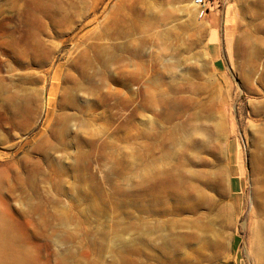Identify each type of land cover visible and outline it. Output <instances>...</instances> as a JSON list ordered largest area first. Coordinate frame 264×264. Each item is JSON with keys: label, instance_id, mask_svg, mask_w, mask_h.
I'll use <instances>...</instances> for the list:
<instances>
[{"label": "rangeland", "instance_id": "obj_1", "mask_svg": "<svg viewBox=\"0 0 264 264\" xmlns=\"http://www.w3.org/2000/svg\"><path fill=\"white\" fill-rule=\"evenodd\" d=\"M161 130L179 141L148 166L212 177V208L129 207ZM0 171V264L8 246L27 264H264V0H215L203 18L191 0H0ZM219 207L218 245L189 238L202 230L184 219Z\"/></svg>", "mask_w": 264, "mask_h": 264}, {"label": "bare ground", "instance_id": "obj_2", "mask_svg": "<svg viewBox=\"0 0 264 264\" xmlns=\"http://www.w3.org/2000/svg\"><path fill=\"white\" fill-rule=\"evenodd\" d=\"M104 63H105V61H104ZM109 65H111V64H109ZM109 67H111V66H109ZM64 92H66V91H64ZM181 100H183V99H181ZM180 102H182V101H180ZM172 114H173V112L169 111L168 113L162 114V116L169 118V117H171ZM155 127H156V124H155ZM158 127H159V125H158ZM158 127H156V128L158 129ZM66 129L67 128H65V130ZM176 134L177 133H175V130H173V131H171V130H169V131H163V130L154 131V132L149 134V137L152 139V142L150 143V145H148V150H150L151 152L149 154L139 156V158L141 160L136 164L137 168L135 169V170H139V171L140 170L146 171L147 176L142 178L136 184L134 183L135 184L134 186H138V187H140V189L138 191H136L131 196L132 201L130 202L129 207H133V208L140 209L143 211L145 210V211H149V212H157V213H162V214L171 213L172 211L197 212V209L202 204H206V205L210 206V208L213 207V205H214L213 200H212L211 196L206 194L204 187H203V186L213 187V178L212 177L202 176V174L200 175V173H198L196 171L187 170V169L182 167V164H179L177 166H170L169 168H166L164 166L159 167L156 165H154L153 167L148 166L149 161L150 162H156L158 159V157L155 156V150H157V147L160 146L159 148L161 150H163L168 145V144H166L167 141H171L174 144L178 143L179 140H178V137L176 136ZM157 145H159V146H157ZM145 148H147V147H145ZM62 149L65 151V157H67V155H69L68 154V142L64 138L62 139ZM162 157L163 156H161V158ZM44 159L48 162L51 161V158L48 155H45ZM68 169H69V166L64 165V166H60L59 170H57V172H60L61 184L63 187L62 192L65 195H67L69 193V190H70L69 182L64 177V175L67 174ZM2 177H3V172L0 171V185H1L2 180H3ZM27 179H28L29 186L32 187L33 190H35V194H39V185H38L39 178L37 176V173H35L32 170H29L28 174H27ZM58 181H60V180H58ZM147 181H149L150 184H148ZM85 192H86L87 196L89 197L90 196L88 194L89 191H85ZM48 195H49V193H48ZM52 203H53V205H55V203H58V200H56ZM61 207H62V210H64L65 212L68 210V205L66 203H64ZM217 211H218V213L215 214V216L209 217L205 222L203 221V219L200 215H197V216L191 217V218L187 217L186 219H184V224L193 225V226L197 227L199 230L200 229L202 230L201 234L200 233H196V234L192 233V234L188 235V237L189 238H191V237L195 238L196 240H199L200 242L203 241L204 242L203 245H208L211 247L217 246L218 243L216 241L220 235V232L213 228V225H214L213 223L214 222H220L222 227H224V228L228 226V217H227V213L225 212L224 208L219 207L217 209ZM129 215H131V214H129ZM216 215H217V217H216ZM56 216L57 215H53L52 217L55 218ZM80 220H82V219H80ZM166 223H168V222H165V224ZM172 226H173V224H172ZM145 231H147V230H145ZM174 233H177V232H174ZM223 234H224V232H223ZM253 236L257 237L258 232H255V234ZM173 239L170 240L169 243L171 242L170 244L173 245L174 249L168 250V252L167 251H164V252L166 254H168L169 256L177 258V255L175 253H178L177 252L178 249L175 247L178 246L177 245L178 240H176V239L173 240ZM191 240L194 241L193 239H191ZM259 240L257 239V241H256L257 242V244H256V255H257L258 259H264V244ZM188 242H190V241H188ZM219 244L221 245L220 247H224L225 241L223 244H222V242L221 243L219 242ZM220 247H219V249H220ZM5 254L7 257H10L13 259V261L10 264H27L26 254L16 253V251H14V249L10 246H8V249L6 247ZM191 254H192V251H188V250L183 251L181 258H180L181 261H183L185 263H190L193 259V258H191ZM198 257L202 258L201 255H198Z\"/></svg>", "mask_w": 264, "mask_h": 264}, {"label": "built area", "instance_id": "obj_3", "mask_svg": "<svg viewBox=\"0 0 264 264\" xmlns=\"http://www.w3.org/2000/svg\"><path fill=\"white\" fill-rule=\"evenodd\" d=\"M214 3L215 0H191V4L197 8V15L199 18L207 16Z\"/></svg>", "mask_w": 264, "mask_h": 264}]
</instances>
